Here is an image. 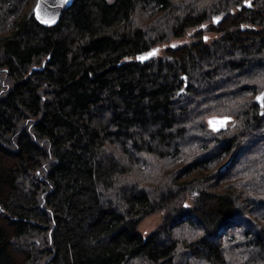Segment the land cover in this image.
Instances as JSON below:
<instances>
[{"label":"trees","instance_id":"1","mask_svg":"<svg viewBox=\"0 0 264 264\" xmlns=\"http://www.w3.org/2000/svg\"><path fill=\"white\" fill-rule=\"evenodd\" d=\"M33 3L0 0V264H264V0Z\"/></svg>","mask_w":264,"mask_h":264},{"label":"water","instance_id":"2","mask_svg":"<svg viewBox=\"0 0 264 264\" xmlns=\"http://www.w3.org/2000/svg\"><path fill=\"white\" fill-rule=\"evenodd\" d=\"M71 2L72 0H36L32 8V13L35 19L42 25H45V26L54 25L58 21V19L61 17L63 12L71 5ZM37 13H39L40 15L39 19L37 18ZM48 19H51L54 22L50 24L43 22L44 20H48ZM255 101L260 106V108H262L261 103L257 102L256 97H255ZM224 118L225 117L217 118L214 121L218 122V121L224 120ZM228 121H229V118L224 122L223 126L219 127L217 130L224 129Z\"/></svg>","mask_w":264,"mask_h":264},{"label":"rangeland","instance_id":"3","mask_svg":"<svg viewBox=\"0 0 264 264\" xmlns=\"http://www.w3.org/2000/svg\"><path fill=\"white\" fill-rule=\"evenodd\" d=\"M35 2H36V0H34V3L31 7V12H32V8H33ZM197 32H198L197 29H189V31L187 32V34L185 36L180 37V38H174L170 42H168L167 45H170V44H176V45L190 44L194 40H196ZM204 37L209 38V35L206 33L204 35ZM160 221H161L160 215L159 214H153V215L145 218L140 223L138 229L141 233L147 234V233L151 232L152 230H154L159 225Z\"/></svg>","mask_w":264,"mask_h":264},{"label":"snow or ice","instance_id":"4","mask_svg":"<svg viewBox=\"0 0 264 264\" xmlns=\"http://www.w3.org/2000/svg\"><path fill=\"white\" fill-rule=\"evenodd\" d=\"M37 18L39 19L40 18V15L39 13H37ZM216 21H218L220 18L219 17H216L215 18ZM44 23H53L54 21L51 20V19H48V20H44L43 21ZM201 27H204V25H201ZM175 46V45H173ZM157 50H152V52H149L146 56H140L138 57V59L140 60H144V59H147L148 57L152 56V55H155ZM256 100L257 102H260L261 103V106L264 107V92H261L258 96H256ZM228 118L225 117L224 120H221V121H213V120H210L209 123H210V126L213 127V130H217L219 127L223 126L224 122L227 120ZM185 207H188V205H185Z\"/></svg>","mask_w":264,"mask_h":264}]
</instances>
